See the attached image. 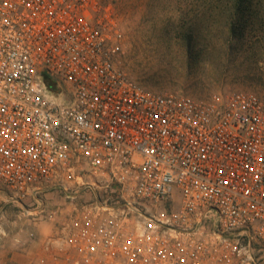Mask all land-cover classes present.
<instances>
[{
	"label": "built area",
	"instance_id": "obj_1",
	"mask_svg": "<svg viewBox=\"0 0 264 264\" xmlns=\"http://www.w3.org/2000/svg\"><path fill=\"white\" fill-rule=\"evenodd\" d=\"M124 46L109 0H0L10 200L64 195L55 264H264V100L151 90Z\"/></svg>",
	"mask_w": 264,
	"mask_h": 264
},
{
	"label": "rangeland",
	"instance_id": "obj_2",
	"mask_svg": "<svg viewBox=\"0 0 264 264\" xmlns=\"http://www.w3.org/2000/svg\"><path fill=\"white\" fill-rule=\"evenodd\" d=\"M109 1L125 36L121 66L143 86L199 100L235 91L264 100V0ZM64 206L59 192L19 205L0 183V264H55L63 215L55 223L44 213Z\"/></svg>",
	"mask_w": 264,
	"mask_h": 264
}]
</instances>
